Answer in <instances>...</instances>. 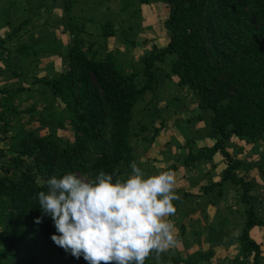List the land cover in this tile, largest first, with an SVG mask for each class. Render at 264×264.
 Masks as SVG:
<instances>
[{
    "label": "trees",
    "instance_id": "trees-1",
    "mask_svg": "<svg viewBox=\"0 0 264 264\" xmlns=\"http://www.w3.org/2000/svg\"><path fill=\"white\" fill-rule=\"evenodd\" d=\"M61 1L66 16L63 32L71 37L67 54L63 55L65 71L54 78L33 79L34 84L47 87L52 94L53 112L40 119L38 129L10 135L12 117L23 111L31 113L35 106L17 111L11 100L17 92L25 91L18 89L3 102L7 109L0 111V144L9 143L0 148L1 158L6 159L0 163V264H87L82 257L77 260L53 244L50 236L55 229L49 218L35 223V218L41 216L37 194L47 190L48 178L69 172L93 179L103 170L121 181L132 174L130 164L136 160L134 136H142L141 141L151 147L164 126L162 123L151 129L135 124L138 104L148 94L155 96L157 69L165 70L168 79H175L179 87L196 94L197 119L206 122L210 138L215 141L211 148L190 151L184 165L212 161L220 154L227 167L222 180L206 187V193L217 187L220 195L228 181L242 188L246 223L239 242L243 259L236 257L231 264H246L250 258L260 264L261 249L251 231L264 227V219L257 216L251 183L236 178V170L244 165L231 157L227 145L232 138L252 144L264 142V0H141V5L158 2L166 7L168 17L163 31L169 42L163 48L152 46L140 60L142 68L130 72L119 65L116 52L98 60L94 44L85 47L89 19L74 14L81 0ZM32 21L29 16L6 37H0V64L7 65V69L12 57L23 63V70L32 65L30 55L39 56L36 42L17 37ZM100 28L104 39L116 36L111 20ZM169 55L175 60L166 68ZM17 70H11L15 78L21 74ZM8 93L0 88V95ZM48 126L73 131L74 140L41 135ZM150 130V135L146 134ZM255 166L264 176L263 165ZM183 199L173 201L174 207ZM212 253L183 259L152 252L145 264H199Z\"/></svg>",
    "mask_w": 264,
    "mask_h": 264
},
{
    "label": "crops",
    "instance_id": "crops-1",
    "mask_svg": "<svg viewBox=\"0 0 264 264\" xmlns=\"http://www.w3.org/2000/svg\"><path fill=\"white\" fill-rule=\"evenodd\" d=\"M84 1V0H82ZM81 1L78 2L77 9L81 8ZM145 7L153 8L150 9L151 16L154 17V21L156 20L158 23H162L168 17V11L165 6L161 5L158 2H152L149 5H145ZM145 7L142 8L145 10ZM76 8V7H75ZM60 9H62V4L58 9L57 12L61 14ZM82 10H86L87 14L91 13L92 15L95 14L91 11V8L82 6ZM147 10V9H146ZM81 11V10H80ZM74 14L78 17H82L78 10L74 11ZM149 14V13H148ZM162 17H155L158 15ZM62 15V14H61ZM89 19L86 28L89 24H92L94 18L92 16L87 17ZM61 19L60 17L57 20ZM66 20V19H65ZM64 20V21H65ZM149 20V19H148ZM8 21V20H7ZM10 21V19H9ZM149 22V21H148ZM5 27L11 26L8 22L4 21ZM152 24L156 23H149V28ZM2 27V26H1ZM147 27V29H148ZM154 27V25L152 26ZM158 27V25H157ZM62 36L66 39L61 42L59 39V44L62 45L66 44V49L64 50V54H67V46L71 41V37L68 33L63 32L64 27L60 28ZM114 29H116L114 27ZM93 30V29H92ZM92 30L86 29L85 37V44L88 45V40H90L89 44H94V50L96 51V58L98 60H103L106 57V54L111 52L109 45L110 43H104L99 39H91L89 38L90 32ZM136 33L138 32L137 29ZM159 30V33L152 34L151 32H144L141 33L139 31L138 34L145 35L148 39L150 45H156L159 48L165 47L169 42L168 35L163 31V27ZM1 31V30H0ZM7 34L9 31H6ZM1 36V35H0ZM6 36V35H5ZM3 36V37H5ZM2 37V36H1ZM59 37V38H60ZM114 38V37H113ZM111 39V38H110ZM109 39V40H110ZM125 41V40H124ZM61 42V43H60ZM127 45V44H126ZM57 48V47H56ZM152 48L151 46L146 49ZM42 49V50H41ZM37 50H40L39 56L42 57L46 53H49L50 57L53 55L52 51H47V47L44 48L41 44L37 45ZM58 50V48H57ZM145 49H143L144 51ZM114 50L113 52H115ZM129 52L128 57L125 55L122 57L124 63H126L127 71H132L135 69L142 68L141 61L139 62L138 66L131 64L133 56L131 58V54L133 55V51L127 50ZM146 52V50H145ZM59 53V52H58ZM145 53H143L144 55ZM55 55L59 57H64L63 55L57 54L55 51ZM118 57V53H117ZM143 57V56H142ZM141 57V58H142ZM120 58V56H119ZM118 58V59H119ZM141 58L139 60H141ZM120 60V59H119ZM175 60L174 55H169L167 58L168 65L170 66L172 61ZM165 64L166 68L169 66ZM123 69V70H125ZM160 71H156L158 84L155 96L151 95V99L147 96L145 101H142L138 104L136 111L141 109L142 112H139V115L146 114L150 107H154L156 105L157 109L159 108V102H157V92L160 89L161 85L167 86H174V90L177 91V97L181 94L182 97L180 99H176L178 101V105L175 108H178V111H187L190 112L187 114H194L196 112H192L197 107V96L194 92H191L188 88L179 87L176 80H170L166 77V71L163 70L164 75H159ZM164 79V80H163ZM182 90V91H181ZM140 105V106H139ZM175 110V109H173ZM158 113L159 116L163 117L164 115L160 112ZM191 116V115H190ZM168 118V119H167ZM166 120L170 121L171 118L167 117ZM190 120V121H189ZM183 121H179L178 123L181 124ZM188 125H184L185 133L188 136H183L182 141L179 143L177 137L174 139L171 135H169V141L166 139L165 144L159 143L162 138H165V135L169 134L168 127L162 128L159 135L155 138L154 143L151 147H148V144L145 141H141L143 138L141 137L140 141L136 142L135 145V153L138 156L139 161L135 163L140 167L145 176H152L159 174L163 171H171L174 174L175 178V186L174 191L176 192L178 199L184 198L183 201L175 207V212L169 217L165 219L170 220L174 226V237L176 240L175 246L165 250L164 254L167 256L171 253H178V256L184 259L182 256H191L193 255L194 258L198 253L205 254L209 251H212V256L209 259H203V261H199V264H230L234 258H236V254H238V247L240 246V235L245 227L246 217H245V205L241 201V194L242 188L241 186L235 185L232 182L228 181L225 182L221 188V194L218 195V188L215 187L211 192L205 191L206 187H210L215 185L216 183L222 180V176L224 170L226 169L227 165L224 162V158L217 154L214 156L212 161L201 160L197 162L194 166L186 167L184 165V157L191 151L196 153L201 148H211L215 141L210 138L209 131L205 121H199L194 119H188ZM143 126H149L151 129L158 128L160 126H154L153 123H140ZM151 133L152 131H148ZM147 134V133H146ZM173 135V134H172ZM186 137V139H185ZM177 143H175V141ZM171 142V143H169ZM142 149V150H140ZM140 150V151H139ZM156 151L154 157H149V153L152 154L153 151ZM227 152L231 155L233 159L238 158L243 163L242 167H240L235 172L236 178H245L246 180L249 179V175L247 174L249 171L255 173L253 176L255 177L256 183L252 185L251 194L257 200V216L264 219V203L261 201V193L264 191V176L261 175L259 169L255 166L261 163H258L261 158V153H264V142H258L256 144L247 143L243 140L238 138H232L227 145ZM147 156V159L154 160L150 165L148 163H141L140 158ZM171 155V156H170ZM175 157V158H172ZM254 159V161L252 160ZM246 160V161H245ZM250 160V161H249ZM157 161V162H156ZM147 162V161H146ZM250 162V163H249ZM255 163V164H254ZM252 164V166H251ZM215 165V168L212 167ZM154 166V167H153ZM176 167V168H172ZM158 170V171H156ZM251 183V180L249 181ZM189 194V196H185ZM177 200V199H176ZM174 200V201H176ZM251 237L255 242L260 246L261 252H264V227H256L251 231ZM179 248H182L183 251L185 250L188 254H180ZM178 249V252H177ZM181 249V250H182ZM169 256V257H175ZM236 256V257H234ZM197 256V260H198ZM205 261V263H204ZM229 261V263H227Z\"/></svg>",
    "mask_w": 264,
    "mask_h": 264
},
{
    "label": "rangeland",
    "instance_id": "rangeland-1",
    "mask_svg": "<svg viewBox=\"0 0 264 264\" xmlns=\"http://www.w3.org/2000/svg\"><path fill=\"white\" fill-rule=\"evenodd\" d=\"M81 8L82 6L91 8V11L95 14H87L86 10H82L81 8L77 9V6L75 8V11L78 10L81 15L90 17L92 16L94 18V21L92 24H89L87 27L89 30H92L89 35V38L91 39H99L104 43H110L109 45L110 49L112 51L116 50L115 52L118 53V58L120 56L119 65H121L122 69L126 68V63L123 61V56L128 57L129 52H126L127 50L133 51V55L131 54V58L133 56V59L135 58V61L132 60L131 64L138 66L140 62V58L143 56V53H146L150 46L148 39L144 35L138 34L139 31L141 33L144 32H151L153 35L156 33H159L160 27H163L162 23H158L156 20L154 21V17H150L151 12L149 7H145V5H141V0H81ZM62 4L61 0H0V35L7 36V32L11 33V30L14 27H18L24 20H26L29 16L33 17V21L30 25L26 26L22 32H20L17 37L20 40H30L31 43L36 42V44H41L42 47L48 48L50 51H52L53 55L50 57L49 53H46L42 57L40 56H29V60H31L32 65L30 67H25L23 70L20 69V65L23 63H20L12 57V60L8 63V69L6 68L7 65L0 64V88L6 89L9 91L8 94H2L0 95V111L6 110L7 108L3 107L2 104L4 101H6L7 97H11L14 94H12V91H17L18 89H24V92H17V94L12 98L11 103H13L15 106H17V111H23L26 109H31L32 106H35V110L33 112H19L18 114H15L14 117H12L11 120V131L10 135H15L19 131L23 132H29L33 129H38L40 127V119H42L45 116L50 115L53 112V106L52 103H50L52 98V94L50 91H48L47 87L39 86L33 83L34 78L38 79H44V78H54L58 74H62L65 71V64H64V57H59L58 55H55V51L57 54H64V50L66 49V44H63V42L66 38L60 37L62 36L61 29L64 27V20L66 19L65 13L63 9H60L61 14L56 11ZM36 8L34 12H31L30 9ZM145 7V10L142 8ZM139 9V10H138ZM147 9V10H146ZM81 10V11H80ZM153 10V8L151 9ZM136 13L133 15V13ZM5 13L9 16L12 27L7 26L5 27L4 21H7ZM149 13V14H148ZM61 18L57 20V18ZM155 17H162L158 15H155ZM149 19V20H148ZM111 20L113 27L116 29V36L114 38L104 39L103 37V31L101 30L100 26L103 23V25L108 21ZM149 21V22H148ZM149 23H156L152 24L154 27H148ZM158 25V27H157ZM2 26V27H1ZM148 27V29H147ZM86 28V29H87ZM138 32L136 33V30ZM8 33V34H9ZM0 36V37H1ZM5 36V37H6ZM60 37V38H59ZM59 39L60 43L59 44ZM88 40V45L90 43V40ZM125 40V41H124ZM134 42V45L131 43ZM15 42L11 43L14 44ZM64 43V42H63ZM127 44V45H126ZM48 45V46H47ZM50 45V46H49ZM85 44V47L88 46ZM58 50H57V48ZM88 48V47H86ZM143 49L145 50L143 51ZM151 49V48H150ZM59 52V53H58ZM166 65H168V62H166ZM169 66V65H168ZM19 69L20 73L19 78L13 77V74H11V70L13 69ZM17 70V71H19ZM128 69H125L127 71ZM159 72V75H164L163 69H157ZM23 73V74H22ZM164 80V79H163ZM174 86H167V85H161L160 89L158 90L156 96H157V102H159V108L157 109L156 105L152 108L150 107L148 112L144 115H139V112H142L141 109L136 112L135 117V124L138 123H153L154 126H160L162 123L164 124V127H168L169 134L165 135V138H162L159 143L165 144L166 139L169 140V135H171L174 139L177 137L179 143L184 140H182L183 136H188L184 130V125H188V119H197L198 112L194 114H187L190 111H178L177 107L178 105V99L181 96L177 95V91L174 90ZM182 91V90H181ZM149 99H151V95L147 96ZM177 99V100H176ZM2 106V107H1ZM175 109V110H173ZM162 113L164 116L161 117L156 112ZM196 110L192 111L195 112ZM191 115V116H190ZM169 117L171 120L167 121L166 118ZM168 119V118H167ZM183 121L182 126L179 124V121ZM190 121V120H189ZM2 123L0 122V133L3 131ZM138 130V127L137 129ZM41 135H51L55 134L59 137H66L70 139L71 141L74 140V134L71 130H61L56 129L54 126H48L45 129L41 130ZM148 135H150L149 132H147ZM173 134V135H172ZM186 139V137H185ZM141 137H135L134 136V142L133 144L136 145L137 141H140ZM171 141V140H169ZM175 143L176 140H174ZM171 143V142H169ZM9 143L0 144V148H6L8 147ZM134 145V148H135ZM142 150V149H140ZM139 150V151H140ZM156 151L154 150L151 153H149V157H154ZM136 155V154H135ZM238 159V158H236ZM6 159L1 158L0 156V163L4 162ZM254 161V159H252ZM136 161H139L138 156L136 155ZM141 163H148L150 162V165L154 160L147 159V156L140 158ZM147 161V162H146ZM246 161V160H245ZM250 161V160H249ZM157 162V161H156ZM250 163V162H249ZM258 163H261L263 165L264 169V153H261V158ZM255 164V163H254ZM154 167V166H153ZM1 169V164H0ZM158 171V170H156ZM260 171V170H259ZM261 175H263L262 171ZM249 175V179L251 180V184L254 185L256 183L255 177L253 176L255 173L252 171H249L247 173ZM83 178V177H81ZM249 180V181H250ZM181 199V198H180ZM177 199L176 201L180 200ZM261 201L264 203V191L261 193ZM182 248H179L180 254H185L186 251ZM238 254H236L237 257L241 259L242 256H240V250L241 246L238 248ZM178 252V249H177ZM177 257L178 253H171L168 256L175 255ZM188 254V253H186ZM192 256V255H191ZM234 256V257H236ZM184 259H187V256H182ZM235 259V258H234ZM234 259L232 261H234ZM205 263V261H204ZM229 263V261L227 262ZM232 263V262H231ZM230 263V264H231ZM246 264H254L253 259L250 258L245 261ZM209 264V263H208ZM260 264H264V252H261L260 257Z\"/></svg>",
    "mask_w": 264,
    "mask_h": 264
},
{
    "label": "clouds",
    "instance_id": "clouds-1",
    "mask_svg": "<svg viewBox=\"0 0 264 264\" xmlns=\"http://www.w3.org/2000/svg\"><path fill=\"white\" fill-rule=\"evenodd\" d=\"M125 180L99 171L93 179L74 173L52 176L37 194L41 224L49 218L50 239L87 264H145L146 258L174 247L175 178L171 171L145 176L135 162Z\"/></svg>",
    "mask_w": 264,
    "mask_h": 264
}]
</instances>
